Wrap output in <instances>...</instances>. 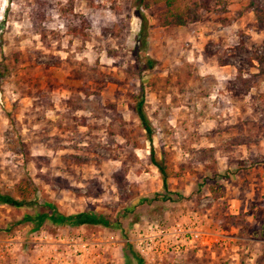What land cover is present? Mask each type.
<instances>
[{"label":"rangeland","instance_id":"374dc122","mask_svg":"<svg viewBox=\"0 0 264 264\" xmlns=\"http://www.w3.org/2000/svg\"><path fill=\"white\" fill-rule=\"evenodd\" d=\"M243 5L161 27L136 0H0V194L35 192L0 204V264H264V27ZM43 205L109 225L34 230ZM178 229L194 247H167Z\"/></svg>","mask_w":264,"mask_h":264},{"label":"trees","instance_id":"16d2710c","mask_svg":"<svg viewBox=\"0 0 264 264\" xmlns=\"http://www.w3.org/2000/svg\"><path fill=\"white\" fill-rule=\"evenodd\" d=\"M240 1L244 2L243 8L251 12L257 25L264 27L263 7L255 0ZM136 2L138 7L143 10L148 9L151 6L161 5L162 11L158 14L157 20L159 26L164 27L169 25L185 26L187 24L198 22L202 19V13H212L219 16L227 12V8L231 4L232 0H136ZM220 24H226L224 18L220 19ZM140 32L144 35V24L141 25ZM148 65H151L150 61H148ZM136 114L147 136H149L150 129L147 120L139 107L136 110ZM151 163L160 174L162 186L166 187V174L163 168L153 159L151 160ZM15 191L18 199L6 194H0V204L12 207H22L30 204L29 201L33 198L35 193L32 183H29L26 180L19 182L15 186ZM45 219H48L55 225L65 223L73 226L83 224H100L103 226L109 225L107 221L87 212L62 216L57 214L54 208L49 205H43L40 211L33 218L24 217L22 220L31 222L33 224V229L37 230ZM130 253L131 256L135 258L136 264H142V260L140 258L132 252Z\"/></svg>","mask_w":264,"mask_h":264},{"label":"built area","instance_id":"2783aa9c","mask_svg":"<svg viewBox=\"0 0 264 264\" xmlns=\"http://www.w3.org/2000/svg\"><path fill=\"white\" fill-rule=\"evenodd\" d=\"M159 236L164 235V231H158ZM174 238H179L178 241L175 243H171L168 248H172L174 250H178L182 246H193L195 245V242L198 241V238L200 237L199 232L191 231L190 229L184 230V229H178V232H175V234H172ZM173 245V246H172ZM137 246L142 249V251L148 252V251H156V246L152 243V239L145 236L140 239H137ZM165 245V249L167 248ZM159 250H162V244L158 246Z\"/></svg>","mask_w":264,"mask_h":264},{"label":"clouds","instance_id":"9594fccd","mask_svg":"<svg viewBox=\"0 0 264 264\" xmlns=\"http://www.w3.org/2000/svg\"><path fill=\"white\" fill-rule=\"evenodd\" d=\"M3 3H6V0H3ZM3 10V8L2 7H0V11H2Z\"/></svg>","mask_w":264,"mask_h":264}]
</instances>
